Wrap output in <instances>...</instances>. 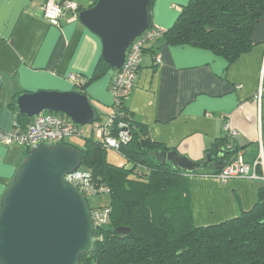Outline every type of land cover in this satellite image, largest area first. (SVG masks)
Segmentation results:
<instances>
[{
	"label": "crops",
	"instance_id": "1",
	"mask_svg": "<svg viewBox=\"0 0 264 264\" xmlns=\"http://www.w3.org/2000/svg\"><path fill=\"white\" fill-rule=\"evenodd\" d=\"M47 1L0 0V130L13 126L17 95L78 90L76 83L90 78L101 56L99 38L77 15L65 11L56 23L44 18L41 7ZM75 1L87 8L97 0ZM188 2L152 0V24L170 27ZM252 41L250 49L231 62L191 44H166L162 39L146 43L125 104L156 148L175 149L198 161L218 138L227 136L236 148L227 155L229 160L239 151L245 162L262 157L264 163V92L260 105L254 99L259 84L264 85V12L253 26ZM114 74L109 69L85 83L84 93L101 121L112 111L109 83ZM225 124L236 130L235 136H228ZM24 157L21 146L0 142V197ZM199 168L211 169L208 165ZM256 172L259 178L233 177L224 182L191 174L194 223H219L251 209L264 187V167L258 165Z\"/></svg>",
	"mask_w": 264,
	"mask_h": 264
},
{
	"label": "trees",
	"instance_id": "2",
	"mask_svg": "<svg viewBox=\"0 0 264 264\" xmlns=\"http://www.w3.org/2000/svg\"><path fill=\"white\" fill-rule=\"evenodd\" d=\"M263 12L264 0H189L157 39L207 48L231 62L252 46L253 26ZM109 69L100 56L90 78L76 83L78 90L84 93L85 83ZM123 103L119 119L129 122L130 137L117 150L125 160L122 165L106 159L107 147L92 134L84 137L81 146L61 141L79 150L80 169L110 189L105 204L111 209L110 220L94 229V249L80 256L79 264H264V187L251 209L219 223L196 225L189 176L210 175L219 169L188 173L158 161L155 151L159 148ZM31 118L15 117L21 125ZM96 118L100 120L97 112ZM229 142L227 136L218 138L197 162L207 155L217 159L221 151L230 161L227 155L233 147L225 149ZM28 151L24 149L25 156Z\"/></svg>",
	"mask_w": 264,
	"mask_h": 264
},
{
	"label": "water",
	"instance_id": "3",
	"mask_svg": "<svg viewBox=\"0 0 264 264\" xmlns=\"http://www.w3.org/2000/svg\"><path fill=\"white\" fill-rule=\"evenodd\" d=\"M151 2L97 0L78 10V20L99 38L100 55L111 69L120 68L130 42L149 26ZM14 106L26 117L60 112L78 127L97 120L87 95L76 89L24 92L16 96ZM155 157L188 173L205 163L220 169L227 162L225 151L217 159L207 155L202 162L175 149H158ZM80 164L79 150L64 143L40 142L28 151L0 197V264H79L80 256L94 249L97 237L90 208L64 179Z\"/></svg>",
	"mask_w": 264,
	"mask_h": 264
},
{
	"label": "built area",
	"instance_id": "4",
	"mask_svg": "<svg viewBox=\"0 0 264 264\" xmlns=\"http://www.w3.org/2000/svg\"><path fill=\"white\" fill-rule=\"evenodd\" d=\"M44 18L48 21L56 23L60 16L69 11L75 15L79 9V2L75 0L47 1L42 7ZM166 28L152 24L142 33L134 37L128 45L122 65L118 68L109 83V92L112 98V111L107 114L101 123L93 122L92 128L98 140H100L107 148L111 147L118 150L120 145L128 141L130 137L129 122L120 120L123 116V102L132 92L136 76L141 60V54L144 46L150 40L157 39L162 36ZM155 60L161 61L159 54H156ZM264 92V85L259 84L254 94V99L260 105ZM225 130L229 137L236 134V130L225 124ZM78 134L80 131L78 126L66 115L49 111H42L33 116L25 125H21L16 119L10 130H0V142L5 145H19L23 149L30 150L37 143L56 144L61 143L68 136ZM231 144L228 143L225 149H230ZM258 165L264 167L263 158H258L252 162H245L240 152L217 172L210 174L217 180L224 182L229 178L240 177L248 179H256L260 176L256 172ZM264 179V174L261 176ZM66 182L71 183L85 198L90 195H109L110 189L101 182H95L88 170L79 167L71 173L64 176ZM110 207L108 205H94L90 208V218L94 229L106 225L110 220Z\"/></svg>",
	"mask_w": 264,
	"mask_h": 264
},
{
	"label": "rangeland",
	"instance_id": "5",
	"mask_svg": "<svg viewBox=\"0 0 264 264\" xmlns=\"http://www.w3.org/2000/svg\"><path fill=\"white\" fill-rule=\"evenodd\" d=\"M105 118L103 119V121ZM101 121V120H100ZM99 121V123H101ZM98 122V121H97ZM95 122V123H97ZM91 125L92 124H84L82 126H79L80 135L75 134L68 136L65 141H70L71 143L75 144L76 146H81L83 144L84 137H88L91 135ZM93 137H96V134H92ZM94 137V138H95ZM97 138V137H96ZM106 159L116 165H122L125 160L124 158L118 153L117 150L109 147L106 149ZM131 163H126V166L128 167ZM202 169L197 168L194 171L200 172ZM85 199L90 207H93L94 205H105L108 201L107 195L97 194V195H90L85 196Z\"/></svg>",
	"mask_w": 264,
	"mask_h": 264
},
{
	"label": "bare ground",
	"instance_id": "6",
	"mask_svg": "<svg viewBox=\"0 0 264 264\" xmlns=\"http://www.w3.org/2000/svg\"><path fill=\"white\" fill-rule=\"evenodd\" d=\"M49 22H50V21H49ZM147 28H148V27H147ZM147 28H146V29H147ZM146 29H145V30H146ZM155 56H156V55H155ZM156 62H157V61H156Z\"/></svg>",
	"mask_w": 264,
	"mask_h": 264
}]
</instances>
